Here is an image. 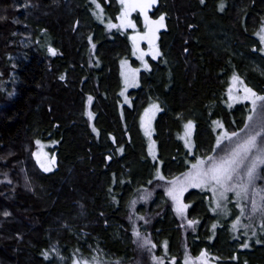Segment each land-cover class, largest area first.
<instances>
[{
    "label": "trees",
    "instance_id": "16d2710c",
    "mask_svg": "<svg viewBox=\"0 0 264 264\" xmlns=\"http://www.w3.org/2000/svg\"><path fill=\"white\" fill-rule=\"evenodd\" d=\"M98 2L105 21L116 23L119 0ZM220 3L158 0L151 16L166 17L163 57L149 60L151 70L141 72L140 87L128 92L131 105H124L121 61L138 63L127 36L97 19L90 0H0V264H60L53 246L63 264L96 255L103 264H155L152 255H167L164 241L168 253L182 257L181 223L157 170L168 181L211 154L215 120L229 132L243 127L249 105L229 107L230 74L246 72L264 94V77L251 70V63L264 67L255 44L264 0H223V12ZM153 102L163 107L154 125L158 162L151 160L140 127ZM188 119L196 125L193 157L179 138ZM36 140L56 144L51 173L33 156ZM149 194L145 207L133 209L139 196L146 197L142 204ZM184 196L188 217L199 221L190 254L211 243L209 252L221 261L238 256L237 264H264V242L255 243L264 241V230L256 228L248 241L241 231L243 241L231 253L208 195L196 188ZM5 210L11 215L3 216ZM143 214L147 223L139 219ZM134 227L157 244L152 253L143 255Z\"/></svg>",
    "mask_w": 264,
    "mask_h": 264
},
{
    "label": "snow or ice",
    "instance_id": "6c2138e0",
    "mask_svg": "<svg viewBox=\"0 0 264 264\" xmlns=\"http://www.w3.org/2000/svg\"><path fill=\"white\" fill-rule=\"evenodd\" d=\"M97 9V19L101 22L104 9L98 0H91ZM201 4L205 3V0H199ZM122 6L117 19L119 23L109 22L108 28L116 29H133L136 30L137 25L131 19L132 13H139L143 17V31H136L134 35L130 37L133 43V55H136L139 60L143 63L144 68L149 69V65L145 60V57L151 56L153 59H157L162 55L158 47L157 41L159 40V31L165 28V15L161 14L158 18L153 19L149 15V11L157 5V0H119ZM28 5H25L27 7ZM225 4L223 0L219 5V10L223 12L225 10ZM78 23V22H77ZM259 37V43L264 45V22L261 24L260 30L255 33ZM91 41V37L88 38ZM147 42V51L140 47L141 42ZM95 48V44L92 45ZM257 49H253L256 51ZM264 52V47L259 49ZM48 51L51 55H57L55 48L49 47ZM187 51V49H185ZM127 61L122 62V67L127 65ZM150 70V69H149ZM138 68H131L128 66L126 72H122L124 76L125 88L127 87H138ZM60 79H64L63 76ZM242 93V94H241ZM124 93L122 92L121 95ZM227 97L229 101L239 102L240 100L249 101L251 107L249 109V115L246 117V122L239 131L229 132L224 129V124L220 120L213 121V124L217 129L223 130L220 135L216 138L215 146L213 148V155H208L203 158H197L194 163L190 165V169L186 173H182L181 176L174 177L167 181L168 187L166 193L171 199L172 207L175 214L186 221L188 227H194L199 223L196 219L188 218V209L191 207L190 204L184 202V193L189 188H200L203 191L210 193L209 205L210 210L217 214L227 218L233 215V210L228 207L230 203H234L235 208L239 209V214L235 215V219L231 224L232 231L238 232L243 228L244 235H248V230L253 228L254 217L259 213L260 229L264 230V94L255 91L249 87L241 77L233 72L230 78V84L227 89ZM92 97L87 98L89 105L92 102ZM232 107V104H229ZM162 111L159 104L152 103L145 109L144 116L141 119V126L144 128V134L151 141L154 129L152 128V120L157 112ZM86 115L91 119L93 114L87 112ZM195 123L193 120L188 119L183 124V135L179 138L182 139L186 147L190 149L195 147L191 142V137L195 131ZM96 131V129H93ZM243 133V135H241ZM115 138H113L114 140ZM227 142V143H225ZM37 151L33 153L37 164L44 172L53 171L55 166V157L51 159L47 158V153L42 151L44 145L40 140H36ZM155 141H151L149 146V152L155 159V153L153 147ZM221 145H224L221 148ZM216 149H220L219 153ZM123 152V148L119 149ZM107 159H111L109 156ZM156 176L160 180H164L165 177L157 170ZM261 182L259 185L257 182ZM8 183H12L8 180ZM151 183V182H149ZM111 191V190H109ZM231 194V195H230ZM146 198V197H142ZM234 198V199H233ZM250 202V214L247 219L249 223L245 224L242 222V217L245 216L246 208ZM135 203L134 201L132 202ZM3 216L8 217L11 213L5 210L2 213ZM103 215V213H101ZM131 219V217H130ZM140 220H144L145 223L148 221L143 217H139ZM184 225L181 224V227ZM213 231L217 228V224L211 225ZM133 234L139 241V247L141 249H147L149 253L157 247V244L153 243L147 236H143L142 233L133 228ZM252 235L255 236L256 232L252 231ZM236 238V237H234ZM262 241L257 238L255 243L260 244ZM243 248H249L250 244L244 242L241 245ZM163 248L166 251L168 248V242H163ZM51 251L58 255L57 249L53 246ZM79 252V249L76 250ZM46 259L49 258V251L41 253ZM151 259L155 261V264H166L165 257L152 255ZM218 259L209 254L205 249L202 250L198 256L191 257L185 252L183 258V264H212V261ZM233 260L237 257L233 256ZM71 264H100L97 257L93 256L91 259L88 258H73ZM119 264V262H117ZM170 264H177L176 258H170ZM244 264H248L244 261Z\"/></svg>",
    "mask_w": 264,
    "mask_h": 264
},
{
    "label": "rangeland",
    "instance_id": "374dc122",
    "mask_svg": "<svg viewBox=\"0 0 264 264\" xmlns=\"http://www.w3.org/2000/svg\"><path fill=\"white\" fill-rule=\"evenodd\" d=\"M91 1V0H90ZM92 3V2H91ZM157 3H158V0H157ZM92 5H93V9H94V12H96L97 13V9H96V6L92 3ZM122 11V6L120 5V10H119V12H121ZM153 12V9H151L150 11H149V15L151 16V13ZM152 17V16H151ZM156 18H158V17H153V19H156ZM131 19L136 23V25H137V28H136V30H133V29H131V28H129V29H116V28H109V30L110 31H114V32H122L123 34H125L126 36H127V38H128V40H129V43H130V46H132V58H134L136 61H137V63H138V65L136 66V65H133L132 63H131V60L130 59H122V61H121V66H120V70H121V73L122 72H126L127 71V69H128V66H130L131 68H138L140 71H139V73H138V87H127V88H125V83H124V76H122L121 75V78H122V82H123V85H122V88H121V90H120V92H119V94H120V98H121V101H122V104H124V105H131V100H130V98H129V96H128V92L129 91H133V89H137V88H139L140 87V85H141V81H140V74H141V72H148V71H150L151 69H150V62H149V60H159L160 58H162L163 57V54L160 56V57H158L157 59H153L151 56H147V57H145V60L147 61V63H148V65H149V69H146V68H144V66H143V63L141 62V60H139L138 58H137V56L136 55H133V43H132V40L130 39V37L132 36V35H134L135 34V32L136 31H143L144 29H143V17H142V15H140L139 13H132V15H131ZM102 20H103V22H104V24H106V26L108 25V23L110 22V21H105V16H104V13H103V16H102ZM116 23H119V20H117V22ZM165 25L167 26V22H166V20H165ZM166 28V27H165ZM165 28H162V29H160V31H159V33H158V35H159V40H160V33L162 32V31H164L165 30ZM159 40L157 41V44H158V47H159V49H160V52L162 53V51H161V45H159ZM255 44H257V45H259L260 46V48H262V47H264V45H261L260 43H259V37L257 36V39L255 40ZM254 45V44H253ZM140 47L142 48V49H144L145 51H147V48H148V46H147V42L146 41H144V42H141L140 43ZM260 54H261V56L264 58V52H259ZM123 61H127L128 63H127V65H124L123 67H122V62ZM260 67V66H259ZM251 70H253V72H255V73H257V74H259L260 76H263L264 77V67H260V68H258V65L257 64H253V63H251ZM236 74H238L240 77H241V79L244 81V83L245 84H247L249 87H251V88H253L255 91H257V89L255 88V86L251 83V81L250 80H248V76H247V74H246V72H241L240 70L238 71H236L235 72ZM233 74V73H232ZM232 74H230V76H229V78L227 79V82H226V88L225 89H228V87H229V84H230V78H231V75ZM124 93L123 95H121V93ZM258 92V91H257ZM263 92H264V90H263ZM242 94V93H241ZM226 98H227V103H228V105L231 103L232 104V107H235V106H239L240 104H247V105H249V109H250V107H251V104H250V102L249 101H244V100H240L239 102H232V101H229L228 100V97H227V94H226ZM153 103H156V104H159L160 105V107H161V109L163 110V107L161 106V104L159 103V102H153ZM152 104V103H151ZM150 105H148L145 109H147L148 107H149ZM88 112H91L90 111V109H89V111ZM144 112H145V110L142 112V114H141V119H142V117L144 116ZM160 112H162V111H160ZM160 112H157L156 114H155V117H154V119L152 120V128L154 129V131H153V135H152V137H151V141H155V145H154V147H153V151H154V153H155V159H153V156H152V154H150V152H149V146H150V144H151V141L149 140V138L147 137V136H145V134H144V128L141 126V119H140V127L142 128V131H143V134H144V138L146 139V143H147V151H148V153H149V156H150V158H151V160L153 161V162H158V156H159V150L157 149V143H156V140L154 139V135H155V127H154V125H155V122H156V120H157V118H158V114L160 113ZM92 113V112H91ZM93 114V113H92ZM250 113H248L247 115H249ZM94 115H93V118H91L90 120H91V124L94 122ZM245 122H246V120H245ZM215 130H216V132H217V134H216V136L218 137L219 135H220V133L223 131V130H221V129H217V128H215ZM184 131V130H183ZM183 131H182V133H181V135L180 136H182L183 135ZM193 135H194V133H193ZM193 135H192V137H191V142L195 145V138L193 137ZM241 135H243V133H241ZM181 141L183 142V144H184V146H185V143H184V141L181 139ZM225 143H227V142H225ZM43 145H44V147H43V149H42V151L44 152V153H47V158L48 159H51L52 157H55V155H53V153H51V150H52V148L54 147V145L56 146V144L53 142V146L51 145L50 146V144H52V142H43L42 143ZM224 147V145H221V148H223ZM185 148L188 150V152H189V154H190V156L191 157H193L194 156V154L196 153V149H195V147H193V148H189V147H186L185 146ZM219 151H220V149H216V152L217 153H219ZM209 155H213V152L211 153V154H209ZM208 156V155H207ZM197 158H202V157H197ZM196 158V159H197ZM195 159V160H196ZM195 160H194V162H195ZM193 162V163H194ZM192 163H190L189 164V166L191 165ZM54 169H55V167H53V171H54ZM190 169V168H189ZM53 171H51V172H53ZM51 172H47V173H51ZM188 172V171H187ZM186 173V172H185ZM163 175V174H162ZM160 180V179H159ZM160 181H165L166 183H167V180H160ZM258 183V185L261 183V182H257ZM168 187V185L167 184H163V189H164V191H165V193H166V188ZM191 189H196V188H189L186 192H188L189 190H191ZM200 191H203V190H201L200 188H198ZM185 192V193H186ZM205 194H207L208 195V200H207V205H208V207L210 208V205H209V199H210V193H208L207 191H203ZM185 193H184V195H185ZM166 195H167V193H166ZM231 195V194H230ZM149 197H147V199L148 200H145L142 204L140 203V201H141V197L139 196L138 198V201L134 204V206H133V209H135L136 208V206L138 205V204H140L142 207H145L146 206V204H147V202L148 201H150L152 198H150V194L148 195ZM167 197H168V195H167ZM184 199H185V196H184ZM234 199V198H233ZM169 201H170V203H171V207L170 208H172V210H173V207H172V202H171V199L169 198ZM149 203V202H148ZM142 207H139V210H140V212L141 211H144L143 209H142ZM228 207L230 208V209H232L233 210V215H230V216H228L227 218H225L224 216H222V217H220V218H222V220L223 221H221L220 222V232H221V234H222V239H225L226 241H229V243H227L226 245L228 246V248L230 249V250H232L231 251V253H233V251H234V247H236L237 248V246H239L240 245V241H243V240H241L242 238V235H241V233L243 232L244 233V229L243 228H241L240 229V231H238V232H233V231H231L232 230V228H231V224H232V222H233V220L235 219V215H237V214H239V209L238 208H235V206H234V203H230L229 205H228ZM133 212H134V210H133ZM139 212V211H138ZM173 212H174V210H173ZM174 214H175V212H174ZM250 214V202H249V204H248V207L246 208V211H245V216L244 217H242V222L243 223H245V224H247V223H249V220L247 219V217H248V215ZM214 215L215 216H217V218H219V216L220 215H217V214H215L214 213ZM213 215V216H214ZM141 216H143L144 218H145V215L143 214V215H141ZM140 216V217H141ZM175 217L180 221V223L181 224H183L184 226L183 227H181V231H182V249H183V254H182V257H180V258H178L177 257V255L175 254V253H171V252H167V250L164 252V253H166L165 255H166V257H165V259H166V264H170V258L171 257H175L176 258V261H177V264H183V258H184V255H185V252H187V254L189 255V256H191V257H196V256H198L199 255V253L202 251V250H207L208 252H209V250H210V248H212L211 247V243L209 242V240H208V242L210 243L208 246H205V248H201L199 251H198V255H196V256H193V254H190V252H189V244H193L192 242H194L195 241V239H194V234H195V232H196V230H197V227H198V224L197 225H195L194 227H188L187 226V223H186V221H183V220H181V218L180 217H178L176 214H175ZM189 218V217H188ZM145 219H147V218H145ZM190 219V218H189ZM259 223H260V218H259V213H257L256 215H255V217H254V224H253V228L251 229V230H248V235L247 236H245V238H246V240L248 241V238L250 237V238H252L253 237V235H252V231H256V228H259ZM242 231V232H241ZM142 235L143 236H146L145 234H143L142 233ZM210 237V236H209ZM234 237H236V238H234ZM209 239V238H208ZM139 243V242H138ZM195 243V242H194ZM223 246V245H222ZM224 248V247H223ZM142 250V252H143V255H147L148 254V251H147V249H141ZM224 250V249H223ZM222 250V251H223ZM193 253V252H192ZM223 253H225L224 255V257H228L227 256V254H226V252H224L223 251ZM209 254L211 255L212 253L211 252H209ZM99 255H96V257H98ZM168 256V257H167ZM211 256H213V257H216V258H218L217 256H215V255H211ZM237 258H238V256H237ZM55 261L57 262V261H60V264H63L64 263V261L62 260V258L60 257V256H58V255H55ZM100 264H103V263H100ZM212 264H237V259H235V260H233V259H231V261H229V260H220L219 258L218 259H215V260H213L212 261Z\"/></svg>",
    "mask_w": 264,
    "mask_h": 264
}]
</instances>
